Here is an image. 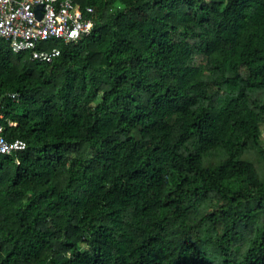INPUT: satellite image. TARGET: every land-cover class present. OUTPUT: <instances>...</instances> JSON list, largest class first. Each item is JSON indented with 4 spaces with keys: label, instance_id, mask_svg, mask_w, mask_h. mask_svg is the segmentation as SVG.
I'll return each mask as SVG.
<instances>
[{
    "label": "trees",
    "instance_id": "1",
    "mask_svg": "<svg viewBox=\"0 0 264 264\" xmlns=\"http://www.w3.org/2000/svg\"><path fill=\"white\" fill-rule=\"evenodd\" d=\"M74 2L51 63L0 39V264H264V0Z\"/></svg>",
    "mask_w": 264,
    "mask_h": 264
},
{
    "label": "built area",
    "instance_id": "2",
    "mask_svg": "<svg viewBox=\"0 0 264 264\" xmlns=\"http://www.w3.org/2000/svg\"><path fill=\"white\" fill-rule=\"evenodd\" d=\"M92 12H83L74 0H0V39L8 41L14 53L51 63L61 54L54 42L78 43L93 33L95 23L86 17ZM18 97L9 94L12 101ZM4 120L0 97V156L25 150L24 141L9 142L4 136Z\"/></svg>",
    "mask_w": 264,
    "mask_h": 264
},
{
    "label": "water",
    "instance_id": "3",
    "mask_svg": "<svg viewBox=\"0 0 264 264\" xmlns=\"http://www.w3.org/2000/svg\"><path fill=\"white\" fill-rule=\"evenodd\" d=\"M40 18H41V15H40Z\"/></svg>",
    "mask_w": 264,
    "mask_h": 264
}]
</instances>
